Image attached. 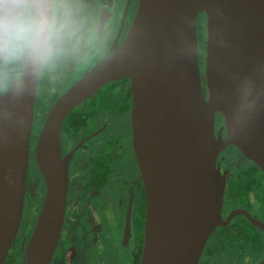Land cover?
<instances>
[{
    "label": "water",
    "instance_id": "obj_1",
    "mask_svg": "<svg viewBox=\"0 0 264 264\" xmlns=\"http://www.w3.org/2000/svg\"><path fill=\"white\" fill-rule=\"evenodd\" d=\"M123 76L131 78L132 139L146 190L139 264H196L221 223L225 177L215 157L227 144L264 171V0H139L120 47L66 89L40 127L33 158L45 189L21 264H50L60 235L68 183L59 143L64 116ZM36 77L21 67L0 94V264L22 216ZM216 113L224 137L222 126L214 134Z\"/></svg>",
    "mask_w": 264,
    "mask_h": 264
},
{
    "label": "flooded vegetation",
    "instance_id": "obj_2",
    "mask_svg": "<svg viewBox=\"0 0 264 264\" xmlns=\"http://www.w3.org/2000/svg\"><path fill=\"white\" fill-rule=\"evenodd\" d=\"M78 36L36 77L32 130L57 98L123 43L139 0H75ZM200 66V63H199ZM20 65L0 62V94L17 78ZM200 73L202 71L200 68ZM204 87V79L202 78ZM134 95L129 76L108 80L64 116L60 151L68 183L60 235L50 264H139L146 190L132 139ZM226 128L216 113L214 134ZM30 134L29 162L37 135ZM39 131V130H38ZM36 133H38L36 131ZM4 263L21 264L39 208L26 209ZM224 175L221 223L207 236L196 264H264V171L236 146L215 157ZM40 207V206H39ZM25 212V215H24ZM35 215L33 220H30Z\"/></svg>",
    "mask_w": 264,
    "mask_h": 264
},
{
    "label": "clouds",
    "instance_id": "obj_3",
    "mask_svg": "<svg viewBox=\"0 0 264 264\" xmlns=\"http://www.w3.org/2000/svg\"><path fill=\"white\" fill-rule=\"evenodd\" d=\"M78 12L75 0H0V62L38 74L77 38Z\"/></svg>",
    "mask_w": 264,
    "mask_h": 264
},
{
    "label": "rangeland",
    "instance_id": "obj_4",
    "mask_svg": "<svg viewBox=\"0 0 264 264\" xmlns=\"http://www.w3.org/2000/svg\"><path fill=\"white\" fill-rule=\"evenodd\" d=\"M200 13V12H199ZM198 13V15H199ZM197 15V33L199 35L198 37V59L200 63L201 71L203 72V64H204V54H205V37H206V24H205V16L204 17H198ZM41 123L36 121L34 123L33 131L40 130ZM33 132L34 138L35 135L38 133ZM28 188L31 190V195L26 200V209H29L31 206L35 211L39 208L42 197L44 194V179L40 171L38 170L37 164L33 159H30L29 162V170H28V178H27ZM25 215V212H24ZM35 218V215L33 214L32 218L30 220H33Z\"/></svg>",
    "mask_w": 264,
    "mask_h": 264
},
{
    "label": "trees",
    "instance_id": "obj_5",
    "mask_svg": "<svg viewBox=\"0 0 264 264\" xmlns=\"http://www.w3.org/2000/svg\"><path fill=\"white\" fill-rule=\"evenodd\" d=\"M198 17H204V12L201 11V12L199 13ZM198 37H199V35H198V33H197V40H198ZM5 264H9V261L6 260Z\"/></svg>",
    "mask_w": 264,
    "mask_h": 264
}]
</instances>
